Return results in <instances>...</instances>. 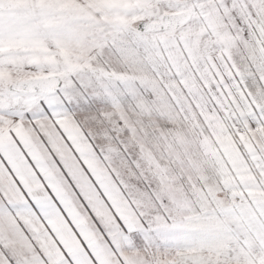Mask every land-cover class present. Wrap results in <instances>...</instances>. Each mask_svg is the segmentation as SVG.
I'll use <instances>...</instances> for the list:
<instances>
[{"label": "snow or ice", "instance_id": "obj_1", "mask_svg": "<svg viewBox=\"0 0 264 264\" xmlns=\"http://www.w3.org/2000/svg\"><path fill=\"white\" fill-rule=\"evenodd\" d=\"M0 264H264V0H0Z\"/></svg>", "mask_w": 264, "mask_h": 264}]
</instances>
